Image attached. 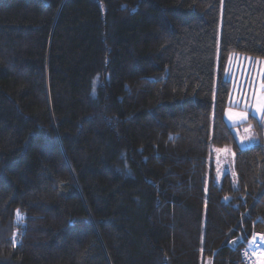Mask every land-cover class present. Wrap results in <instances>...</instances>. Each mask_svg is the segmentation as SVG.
Returning <instances> with one entry per match:
<instances>
[{
	"label": "trees",
	"instance_id": "trees-1",
	"mask_svg": "<svg viewBox=\"0 0 264 264\" xmlns=\"http://www.w3.org/2000/svg\"><path fill=\"white\" fill-rule=\"evenodd\" d=\"M233 52L264 58V0H0V264H245L264 128L224 118Z\"/></svg>",
	"mask_w": 264,
	"mask_h": 264
},
{
	"label": "rangeland",
	"instance_id": "rangeland-1",
	"mask_svg": "<svg viewBox=\"0 0 264 264\" xmlns=\"http://www.w3.org/2000/svg\"><path fill=\"white\" fill-rule=\"evenodd\" d=\"M223 77L230 82L227 107L224 118L230 125H236L235 135L242 147L250 146L260 141L257 131L250 122V115L259 119L264 128V58L233 52L227 59L223 71ZM218 75H216L217 85ZM237 114H243V119H238ZM248 129V132H245ZM214 179L220 183L225 173L235 176L234 154L230 146L214 147ZM211 161L208 167L206 190L209 186V174ZM236 177V176H235ZM233 177L234 186L237 179ZM19 212V211H18ZM20 215V212H19ZM201 264H213V257L201 254Z\"/></svg>",
	"mask_w": 264,
	"mask_h": 264
},
{
	"label": "built area",
	"instance_id": "built-area-1",
	"mask_svg": "<svg viewBox=\"0 0 264 264\" xmlns=\"http://www.w3.org/2000/svg\"><path fill=\"white\" fill-rule=\"evenodd\" d=\"M245 264H264V231L255 230L242 248Z\"/></svg>",
	"mask_w": 264,
	"mask_h": 264
},
{
	"label": "snow or ice",
	"instance_id": "snow-or-ice-1",
	"mask_svg": "<svg viewBox=\"0 0 264 264\" xmlns=\"http://www.w3.org/2000/svg\"><path fill=\"white\" fill-rule=\"evenodd\" d=\"M237 118L238 119H243V114H237ZM249 130L248 129H245V132H248ZM18 215H19V212H18Z\"/></svg>",
	"mask_w": 264,
	"mask_h": 264
},
{
	"label": "crops",
	"instance_id": "crops-1",
	"mask_svg": "<svg viewBox=\"0 0 264 264\" xmlns=\"http://www.w3.org/2000/svg\"><path fill=\"white\" fill-rule=\"evenodd\" d=\"M236 126V125H235Z\"/></svg>",
	"mask_w": 264,
	"mask_h": 264
}]
</instances>
